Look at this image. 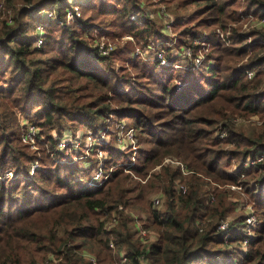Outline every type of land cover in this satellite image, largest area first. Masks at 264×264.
Returning a JSON list of instances; mask_svg holds the SVG:
<instances>
[{
    "label": "trees",
    "instance_id": "16d2710c",
    "mask_svg": "<svg viewBox=\"0 0 264 264\" xmlns=\"http://www.w3.org/2000/svg\"><path fill=\"white\" fill-rule=\"evenodd\" d=\"M2 1L0 173L11 166L16 174L28 176L34 159L21 141L18 112L40 129L48 145L42 151L46 159L40 163L47 160L50 164H44L32 181L0 182V264H43L50 254L60 264H93L87 255L95 257L98 264H121L122 256L127 258L125 264L209 261L234 244L223 240L218 226L238 210L237 194L220 186L237 183L246 196L257 202L260 225L242 264H264V199L260 197L264 161L247 169L240 165L248 156H264V27L251 33L260 39L256 45L244 46L245 36L235 33L231 45L215 48V64L204 75L199 71L179 77L171 71L166 77L155 79V98L159 100H152L145 92L148 89L137 82L142 73L138 67L143 66L139 60L133 65L134 77L125 64L112 65L114 60H120L116 53L100 56L91 47V40L83 37L87 27L103 24L106 17L117 28L107 29L110 35L127 31L138 39L163 37L146 15L143 0H114L110 5H105L108 0H91L83 4L79 21L84 30L66 22L69 0ZM164 2L175 7V26L187 24L181 21L180 11L189 14V20L199 18L193 28L236 23L239 8L264 18V0ZM194 5L199 8L190 13ZM47 6L55 8L53 13L63 25L56 18L48 19V25H55L59 34L53 36L52 29L45 27V44L37 48L38 36H20L25 34L32 10ZM132 15H137L142 25L132 22ZM184 28L185 32L192 31L191 27ZM81 47L85 52L78 60ZM130 52L131 49L128 55ZM89 55L93 58L89 59ZM246 55L249 57L241 64L243 69L234 68L233 63H241ZM92 61L106 66H95ZM249 69L257 70L253 79L245 73ZM173 76L182 80L180 87L172 84ZM137 86L144 93L134 94ZM122 88L132 93H121ZM110 115L130 120L138 139L142 138L148 147H139L137 162L128 170L120 165L124 163L120 158L129 153H120L119 149L117 153L112 148L106 169L115 168L101 186L90 187L86 170L82 174L75 165L61 169L53 161L50 154L59 155L54 136L63 134V124L70 125L72 130L82 124L92 126L97 119ZM249 116L262 120L259 129L245 131L243 126L237 127L239 119ZM218 130L226 137H216ZM229 145L232 148L227 149ZM167 158L181 162L186 174L179 166L166 163ZM231 160L239 164L236 175L225 169ZM54 173L59 176H51ZM49 178L55 182L53 188L61 191L38 185ZM178 184H184L187 191L179 192ZM22 186L25 191H21ZM15 191L23 198L15 196ZM155 193L161 197L156 208L151 201ZM211 196L214 201L208 204ZM135 217H139L143 230L155 235V240L150 241L148 234L145 238L139 235ZM240 217L233 227L238 233L243 226V216ZM113 218L116 224L105 229ZM111 241L114 249L110 247Z\"/></svg>",
    "mask_w": 264,
    "mask_h": 264
},
{
    "label": "rangeland",
    "instance_id": "374dc122",
    "mask_svg": "<svg viewBox=\"0 0 264 264\" xmlns=\"http://www.w3.org/2000/svg\"><path fill=\"white\" fill-rule=\"evenodd\" d=\"M1 1L2 0H0V2ZM75 1H77V2H75ZM90 1L91 0H69L68 2H69L70 6L65 9V18L67 20V21L66 20L65 21L68 23H74V24H76L77 28L84 30L83 23L82 22L80 23V21H79V20H82L81 6L83 4L90 2ZM113 2L115 3L114 0H108L105 5H110ZM75 5H77L79 7L80 12H81L80 19L77 20L76 22L71 21L68 18V11L71 9L72 6H75ZM141 5H142L143 9L145 10L146 15L148 17H150L155 22L156 28L158 30H160V33H162L163 37L158 38V37H154V36H149V37H147L148 40L138 39L133 34L128 33L127 31H123L121 34H118L115 36L110 35L106 30L108 29L109 31L110 30L111 31H117V28L115 27V25H113L110 22L109 17H106V19H104L105 22L103 24H99V26H93V28L87 27L86 30H84L85 32H84L83 37L88 38L89 41L91 40L89 43L91 44V47L94 49L96 48V41L97 40L107 38L111 42H113L116 45V48H115L114 52H112V54L116 53V56L119 57L120 60H114L112 62V65L119 67V66L125 64V66L132 73H134V77H136L135 76L136 72L133 71V65L135 63H137V60H139V62H141L142 63L141 65H143V66L138 67L142 73L139 77H137V82L141 83L142 84L141 86L143 88L148 89L145 92L148 93V96L151 97L152 100H159V97L155 98V95L158 91H157L156 84L153 83L154 80L155 79L157 80L160 77H166V75H168V73H172L171 71H174L175 74L178 75L179 77H182V76L184 77L185 75H188L189 73H197L199 71L203 72V73H201L202 75H204V73L206 74V73L210 72V70L212 69V67L215 64L214 59H215L216 54H217L216 53L217 50L215 51L214 49L217 48L218 46L222 47V46L231 45V43L233 41L232 38L234 37L235 33H238L239 35L241 33L242 34L241 36L245 35L247 37V40H245L244 46H247L246 43L248 45H253V44L256 45L260 41V39H258L257 37L254 38L253 36H251L252 37L251 38L249 36V35H251V33L253 31L260 30L262 25H257L256 19H254V18L252 19L249 17H243L244 14H242V13L246 12V14H247L250 12V10H248L246 8H239V10H238V22H236V23L229 22V24H227L224 27L217 26V27H208V28H198V27L193 28V25H195L196 21H198L199 18L189 20V18H187V17H189V14H185V12L180 11L179 15H180L181 21H184L187 24L186 25L181 24V25L175 26V22H176V17H175L176 13L174 10L175 7L166 5L164 0H150V2L148 0H143ZM197 8H199V5L191 6V8H190L191 11H189V12L193 13ZM53 9H55V8H53L51 6L44 7L40 11H38L37 8L33 9L32 12L27 17L28 27L26 28L25 34H24V36H20V38L28 39L27 37H29V36H34V37L38 36V38L42 39V45H41V47H42L45 44V37H44L45 27H46V29H47V27L52 29L51 35L57 36V34H59V32H57L56 26L55 25L50 26V25H48V22H47L48 19H55L56 18L55 13H53V14L51 13L53 11ZM162 11L165 12L164 15L165 16L167 15L168 19H173V25H171L172 27H170V29H168L167 26H165V18H164ZM53 12H55V11H53ZM132 17H136V19L134 20V19H132ZM241 17H243V18H241ZM56 19H58V18H56ZM130 20L134 23H138L139 25H142V20H140V18L137 15L130 16ZM56 21H60V23H61L60 25H63L61 20L58 19ZM65 21L63 19V22H65ZM77 22H79V23H77ZM174 26H175V28H174ZM185 26L191 27L192 31L185 32L184 31ZM195 38H199V39H201V41L202 40L205 41L207 46H199L198 45L196 47L194 45L195 44V40H194ZM168 41H170V42H168ZM191 42H194V44H191ZM47 46H46V48L50 49L51 46H48V47ZM36 47L38 48V46H36ZM188 47H190V48H188ZM192 47H194L195 49ZM156 48L157 49L164 48L166 51L165 53L168 57L169 62H172L173 64H179L180 66L175 67L173 64L170 66L160 65V63L157 62V60H156ZM129 49H131L130 55H128ZM188 49H191L193 54L202 56L204 58V63L199 69H193V67H190L192 62H189L187 59L185 60V58L183 57V51L188 50ZM146 51H149V52L147 54H145ZM84 52H85V49L83 47H81L79 49V52H78V54L80 53L78 60L83 58V56H81V54ZM248 57H249V55H246L245 58L242 59L241 63L237 64L238 61L236 63H233L234 68L238 67V69H243L241 67V64L245 63L248 60ZM88 58L92 59L93 57H92V55H89ZM92 63L95 66L102 67V68H105V66H106V63H102V62H98V61H92ZM211 64H213V66H211ZM186 65L188 66L187 68L185 67ZM249 70H254V69H249ZM151 73H154L153 79L151 77ZM253 73H257V70H254ZM177 77L173 76L172 77L173 79H170V80H171V82L173 80L172 84L175 83V85H176L175 87H180L179 83H182V80L177 78ZM168 80L169 79L166 80V83H168ZM204 89H205V91H207V90H209V87L204 88ZM128 91H130V90H128ZM123 92H124V94L132 93V92H127L126 89L122 88L121 93H123ZM141 93H144L143 90L138 89V86H137V89L134 92V94H141ZM132 96H134V95H132ZM136 107H141V108L146 107V110L150 109L148 106H138L137 105ZM115 116H113L114 121L121 120V121H124L125 123H127L128 125L132 126L130 124L131 123L130 120H128L126 118H119L118 116L115 117ZM111 118H112L111 116L107 117V119H111ZM18 119L20 122L21 132H22L23 129L26 127V125L30 122H28L26 119H24L21 116L20 112H18ZM105 120H106V118L105 119L100 118V119H97L93 123L95 125L101 126ZM236 125L238 128L243 126L245 131H251L252 129H259V127L262 125V120H260L258 117H250L249 116V117H246L243 119H239L237 121ZM63 126H64V129H63L62 135H69L68 137H71L72 139L74 138V136H76L78 134L85 135V133H87L89 130H91L90 128H92V126H86V125L82 124L78 128L75 127L74 129L70 130V125L63 124ZM223 134H224V136H223ZM62 135L61 136L55 135L54 136V139L56 138L55 141L57 142L58 139H60V137H62ZM215 135L218 138L226 137V134L223 133L222 130H220V131L218 130V132H216ZM40 136L41 137H39V139L37 140V144H36L35 148L27 145L29 147V152L34 155V159L31 163V165L35 162H38V164H39L37 171L41 167H43L44 164H45L44 167H47L50 164V162L47 160L43 164H41L43 159L44 158L46 159V155L44 156L42 151L45 149L47 150L48 145H47L44 137H42L41 131H40ZM110 139L112 140V144H111L108 152L110 153V150L112 148H114L118 153V148H117L118 146L115 143L114 137H111ZM139 144H140V147H142V148L148 147L142 138H141V141L139 140ZM55 146H57V144ZM226 148L230 149V148H232V146L229 145V146H226ZM55 151L59 154L58 156H55L54 152L50 155H51L53 161L59 166V168H61V169L71 168V166L75 165L76 167H78L79 169L82 170V174H84L85 170H86V173L88 175V176H86L87 181L90 180V178H88V177H90V175L92 176L93 170L97 166V161H98L97 156H94V154H90L88 159H85L84 158L85 154L83 153V151L81 149L80 150L78 149L75 152H71L69 154H66L64 151L58 150L57 147L55 148ZM125 152L129 153V155L126 157H121L120 160H122L124 163H128L130 160H133V158H134L135 163L137 162L138 152H136L135 156H133V152H130L127 150L121 151L120 153H125ZM167 159H170V158H167ZM31 165H30V169H31ZM172 165H174V164H172ZM240 165H242V167H244V169L250 168V167H246L244 165V161ZM238 166H239V164L235 160H231L230 166L226 167L225 169L227 170V172L229 174L236 175L237 172L239 171V169L236 168ZM113 167H115V166H113ZM9 170L13 173V177L9 176V172H10ZM35 173H34V175H35ZM184 174H186V173H184ZM34 175L31 176L29 174L28 176H25L22 174H16L13 167L6 166L5 169L3 170V172L0 173V182H2L4 184H9V182L14 181L16 183V182H19L18 180H20V179L32 181V178L34 177ZM51 176H59V174L54 173V175L52 174ZM82 177H84V175H82ZM84 179H86V178H84ZM241 179H243V175H241L240 180ZM38 185H40L41 187H43L45 189H48L49 191H61L59 188H53V187H55V182L52 178H49L46 182L39 183ZM232 186L233 187L238 186V187L233 188ZM220 187L230 189L231 191H234L237 194V196H235V199L237 202L238 210H237V212L234 211L232 214H229V216L227 218V221L230 223V226L232 228L231 233H230V237L228 239L223 237V240L225 242L227 240L228 241L231 240L232 242H234V244L231 245L224 254L211 257V258H209V261L200 260V261L195 262L194 264H238L242 259L240 254L246 248L248 249V247H249L250 243L248 245H245L244 241L242 240L243 239L242 229L240 230L241 233H238V231H236L233 227H236V226H234V224L236 223L237 219H239L240 215L243 216V218H242L243 223H244L245 219L251 213H254L255 216L258 218V214L256 212L257 202L252 201L250 196H246L244 194L242 187L239 186V183L227 184L225 186H220ZM21 189H22L21 191H25L24 186H22ZM19 193L20 192L15 191V196L19 195V197H22V195H20ZM260 194H259L260 197L262 199H264V188L261 189ZM158 195L159 194H157V193L153 194L151 196V201H153ZM239 200L242 201L240 204H238ZM11 207H12V204H11ZM11 207H10V209H11ZM240 219H241V217H240ZM259 226L260 225H258V227L256 228V234H255L256 236L258 234L257 231L259 230ZM233 239H234V241H233ZM43 264H60V260L57 259L54 255L50 254L46 258V260L43 262Z\"/></svg>",
    "mask_w": 264,
    "mask_h": 264
},
{
    "label": "built area",
    "instance_id": "2783aa9c",
    "mask_svg": "<svg viewBox=\"0 0 264 264\" xmlns=\"http://www.w3.org/2000/svg\"><path fill=\"white\" fill-rule=\"evenodd\" d=\"M2 7H3V1L0 2V12L2 10ZM51 13L53 14V11ZM162 13L164 15L165 12L162 11ZM242 14H244L243 17H249L252 19L253 18L256 19L257 25H262L264 27V18H260L251 12H249L247 14H246V12H244ZM80 15H81V12H80V9L77 5L72 6L71 9L68 11V18L71 21L76 22L77 20L80 19ZM243 17H241V18H243ZM164 18H165V26H167V28L170 29V27H172L171 25H173V19H168L167 15L166 16L164 15ZM132 19L135 20L136 17H132ZM262 26H261V28H262ZM240 35H242V34L240 33ZM243 36H245V35H243ZM249 36L251 37L252 35H249ZM194 40H195V44H194V42H191V44H194L196 47L198 45L199 46H207L205 41H203V40L201 41V39H199V38H195ZM245 40H247L246 36H245ZM168 42H170V41H168ZM41 45H42V39L38 38L36 46H38V48H41ZM115 48H116V45L107 38H103L101 40L96 41L95 50L100 56H104V57L110 56L112 54V52H114ZM188 48H190V47H188ZM192 48H194V47H192ZM148 52L149 51H146L145 54H147ZM165 52L166 51L164 48H162V49L156 48V60L162 66H170L173 63L169 62L168 57H167ZM183 57L185 58V60L187 59L189 62H192L190 67H193V69H199L204 63V58L202 56L193 54L191 49L184 50L183 51ZM173 65L175 67L180 66L179 64H173ZM211 66H213V64H211ZM185 67L187 68L188 66L186 65ZM253 72H254V70H246L245 71L248 79H253L255 77L256 73H253ZM181 85H182V83H179V86H181ZM110 116L112 118L111 119L106 118V120L104 121V123L101 126H98L95 124L92 125V128H90L91 130L88 129L89 131L87 130L88 132L85 133V135L78 134V135L74 136L73 139L71 137H68L69 135H63L57 141L58 142L57 146H56L57 149L60 151H64L66 154H69L71 152H75L78 149L79 150L81 149L83 151V153L85 154L84 155L85 159H88L90 154H94V156H97V158H98L97 166L93 170L92 176L90 175V177H89L90 180L87 181V184L90 187L101 186L108 179L111 171L115 168L112 166L109 169H106V162H107L108 157H109L108 150L110 149V146L112 144V140L110 139L111 137H114L115 143L117 144V146H118L117 148L119 149V151L127 150L130 152H133V156H135L136 152H138L139 147H140L136 129L133 128L132 126L128 125L124 121H121V120L114 121L113 116H115V115H110ZM223 136H224V134H223ZM39 137H41L40 136V129L33 123H28L21 133V141L24 144L31 146L33 148H35V146L37 144V140L39 139ZM263 161H264L263 154H255L253 156H248L244 160V165L246 167H255L258 164L262 163ZM165 162L179 166L183 170V172L186 173L185 172L186 168L183 166V164L181 162H177V161H174L172 159L171 160L166 159ZM38 165H39L38 162H35L31 165V169L29 172V174L31 176H33L34 173L37 171ZM120 165H124L126 167V169L128 170L129 168H131L135 165L134 158H133V160H130L128 163H124V164H120ZM9 176L13 177V173L11 171L9 172ZM235 187H238V186H234L233 188H235ZM177 190L179 192L185 193L187 191V187L184 184H178ZM213 201H214L213 196H211L207 199L208 204L212 203ZM152 203H153V206H155V207L160 206V204H161L160 195H158L152 201ZM116 222H117L116 218H113L112 223L110 222L111 224L109 223V225H106L105 229L109 230L112 226H114L116 224ZM135 223H136V227H137L136 230H138L139 235L142 236L143 238H145L148 233L141 228L142 225H141V222L139 220V217H135ZM258 225H259V220L255 216L254 213H251L245 219V221L243 223V227H242V235H243L242 240L244 241L245 245H248L252 240H254L256 238L255 234H256V228L258 227ZM218 229L220 231H222L224 238L228 239L230 237V233H231L232 228L230 226V223L227 221V219L222 220L219 223ZM148 235L150 236V241L155 240L154 234L149 233ZM110 247L114 249V243L112 241L110 242ZM247 251H248V249L246 248L240 254L242 259L246 255ZM87 257L92 261L93 264H98L95 257L90 256V255H87ZM242 259L238 264H242ZM121 261H122L121 264H125L127 261V258L125 256H122Z\"/></svg>",
    "mask_w": 264,
    "mask_h": 264
},
{
    "label": "crops",
    "instance_id": "0c3cea01",
    "mask_svg": "<svg viewBox=\"0 0 264 264\" xmlns=\"http://www.w3.org/2000/svg\"><path fill=\"white\" fill-rule=\"evenodd\" d=\"M77 2V1H76Z\"/></svg>",
    "mask_w": 264,
    "mask_h": 264
}]
</instances>
